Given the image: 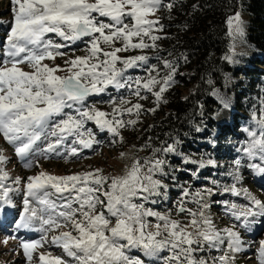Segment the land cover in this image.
I'll return each mask as SVG.
<instances>
[{
    "label": "snow or ice",
    "instance_id": "1",
    "mask_svg": "<svg viewBox=\"0 0 264 264\" xmlns=\"http://www.w3.org/2000/svg\"><path fill=\"white\" fill-rule=\"evenodd\" d=\"M11 4L13 19L3 42L0 60V136L14 148L15 155L25 161L26 168L33 167V162L27 158L42 138L48 141L42 150L45 159L50 158L47 154L60 157L59 146L69 137H76L73 145L93 148L98 141L91 129L83 130L87 121L112 134L113 144L123 142L120 129L135 125L137 120L124 121L116 117L133 112L139 117L143 105L114 106L109 113L95 106L85 107L89 96L105 93L109 87L117 90L134 88L132 95L144 100L147 97L141 95V91L150 92L158 106L174 82L176 67L168 60L162 61L164 68L168 69L163 77H160L157 66L151 65L146 69L148 77L128 79L125 72L148 65L149 57L119 55L157 47L155 42L162 37L153 32L163 26L156 28L159 19L150 17L164 6L163 0H11ZM167 7L171 10L173 5ZM227 23L229 35L234 40L243 36L240 13L229 17ZM49 34H54L59 42ZM84 38H89L86 55L65 59L63 66L45 62L66 56L61 49ZM146 38L152 43L146 42ZM225 59L231 61L232 58ZM61 72L67 75H59ZM157 87L158 91H154ZM130 103L124 98L119 100L121 106ZM66 109L74 110L75 115ZM155 110L149 109L151 112ZM258 123L261 138L250 133L253 139L243 151L249 158L259 156L264 164V111ZM81 148L72 146L62 158L67 161L68 157H78ZM154 151L172 153L176 146L170 144ZM120 155L122 158L125 154ZM6 162L7 157L0 150V165ZM185 162L197 163L187 158ZM164 163L161 159H146L144 165L151 166L142 174L144 165L135 160L124 175L113 177L103 175L99 168L73 175L59 176L41 171L28 176L23 183L24 207L16 226L43 235L38 240L19 242L27 264H144L140 258L128 255L131 249H139L146 257H157L167 249L171 254L164 258V264H205L203 259L197 260L194 253L205 244L209 248H219L225 240L231 252L241 251L239 232L228 228L222 234L205 216L203 209L209 205L201 203V192L192 194L194 198H201L195 200L202 209L199 219L197 213L185 207L183 198L176 209L178 214L187 213L192 217L188 225H182L169 214L155 212L145 208L143 203L134 202L135 199L147 201L150 196L159 195L160 188L166 187L153 178L157 172H162ZM236 163L239 165L240 161ZM203 166L201 162L200 167ZM249 167L264 175V166L250 164ZM7 179L8 173L0 168V205L10 203L9 194L19 191L5 185L3 182ZM21 182L19 177L14 181L17 185ZM49 189H54L55 193ZM207 191L211 194L210 189ZM224 191L235 196L243 193L249 201V205L232 203L229 206L230 214L235 220L242 221V227L247 228L256 222L255 218L264 216V201L247 189L238 190L233 184ZM72 192L75 196L71 195ZM56 193H69V196H62L65 202L57 204L50 198ZM188 195V189H185L184 196ZM148 217H154L157 223L152 225ZM36 223L39 228L35 227ZM189 227L194 231H188ZM62 228L67 230L59 231ZM52 232L58 234L49 239L47 234ZM45 244L62 249L63 255L38 251ZM256 259L258 264H264V240L259 242ZM218 260L219 264H230L227 254Z\"/></svg>",
    "mask_w": 264,
    "mask_h": 264
},
{
    "label": "rangeland",
    "instance_id": "2",
    "mask_svg": "<svg viewBox=\"0 0 264 264\" xmlns=\"http://www.w3.org/2000/svg\"><path fill=\"white\" fill-rule=\"evenodd\" d=\"M12 8L13 6L11 4V0H0V15L5 17L9 22L5 31L3 28H0V60H2L3 42L7 37V33L10 30L11 21L13 19ZM236 13H240L241 15L244 34L242 37L235 40L231 36L228 54L232 58V61H237L246 55L254 57L253 52H250L244 43L245 31L247 29L249 17L243 12ZM236 13L230 17L234 16ZM156 18L159 19V12H157L154 17H150V19ZM156 28L159 29L160 26L157 25ZM161 33V29L159 31L154 30L153 32V34L158 36ZM49 35L59 42V38L55 37L54 34ZM88 39L89 38H84L81 41H77L76 43H80L77 47L74 46L76 44L75 43L74 45H70L65 49H61V51L67 53L66 56L58 57L54 62H45L49 63L50 65L60 64L63 66L65 59L86 55V49L88 47L86 41ZM134 42H136L135 38ZM146 42L152 43L150 40H147V38ZM117 46H119V44H117ZM153 49L154 48L134 50L127 53H119V55L129 56L142 54L150 57L154 53ZM118 67H122V65L118 64ZM146 69L147 68H143V70ZM138 70L139 68L128 69L125 72V77L135 80L137 77L146 78L149 76V74H144L143 72L139 74L137 72ZM134 71H136L134 73V77H131L130 73ZM58 74L67 75L66 72H61ZM239 78L241 77L239 76ZM123 89L117 90L113 87H109L105 93L89 96L86 99L84 105L85 107L89 108L95 106L102 111L111 113L114 106L131 107V104H142L143 108L139 117L135 115V112L132 114L123 113L122 115H118L116 117L117 119H122L124 121H128L129 119L137 120L135 125H128L127 127L120 129V133L123 136V142L113 144L112 134L106 130L101 131L95 125V123L92 121H87L83 130L86 131L87 129H91L95 140L98 141V143L93 144V148H81L79 144L73 145L72 141L76 139V137H69L65 144L59 146V151L61 153L60 157H57L54 154H47L50 156V158L45 159L42 150L46 148L48 141L42 138L40 141H37L36 145L34 146V151L27 158L33 162V167L26 168L25 161L18 158L15 155L14 148L7 144L3 137L0 136V150H3V154L7 157V162L3 165H0V168H3V170L8 173V179L3 183L13 189H19V191H13L9 194L11 201L10 203L0 205V264H27V260L23 255V250L19 248V242L21 240H38L43 235L39 231L27 230L23 228L18 229L16 226L17 221L20 218V213L24 207L23 183L27 180L28 176L36 175L41 171L59 176L73 175L81 172L92 171L97 168L101 169L102 174L108 177L122 176L125 174L126 169L131 167V164L135 160H139V162L144 165L146 159L150 160L148 156L152 157V155H156L155 151L147 150L146 143H144L141 138V134L144 132V129L155 119L156 113L151 111L149 112V109H151L150 104L157 103L155 102V97L150 95V92L142 90L141 95L146 96L147 99L139 100L136 96L131 94L132 91H134V88H127V90ZM154 91H158V87L154 89ZM121 98L129 100L131 103L121 106L119 104V100ZM113 101H115V104L112 103ZM66 111L72 115H75V112L72 109H66ZM262 111H264V101L258 105V116L251 117L257 126L253 125L252 128H249L247 125L234 127L231 121L232 117H234L232 100L230 98L227 101L222 102L215 112L214 119L220 125H227L230 129L233 128L232 134L227 137V140L230 143V149L232 150L231 160L226 163L221 161L217 165L211 157H206L203 165L210 167L206 168V170L214 172V176H205L204 181H199L198 184L195 185H188L186 183L182 184L179 186L180 190L178 191V194L171 196L168 193L169 182L164 180V178H161L159 174L160 172H157L153 178L160 180L161 183L166 187L160 188V194L150 196L147 201L141 199L134 200L135 203H143L145 208L151 209L161 214H169L172 219H178L182 225H188L192 217L187 213L178 214L176 209L179 205V202L183 198L185 207L191 209L192 212L197 213L196 218L199 219V212L202 209L201 205L196 203L195 200H199L201 198H194L192 194L201 192L203 194V200H201V203L207 202L209 205L208 208L203 209L204 214L208 219L211 220L215 229L223 234L224 229L232 228L233 230L240 233L241 239V251L239 252H231L228 248L226 240L222 245H220L219 248H209L206 244L202 248H199V250L194 253V256L197 260L203 259L205 264H219L218 258L220 256H224L225 254L230 257V264H258L256 256L257 249L259 248V242L264 240V216L255 218L256 222L249 224L247 228L242 227V221L235 220L230 214L229 206L232 203H236L238 205H249V201L244 198L243 193H241L240 196H235L230 191H224V189L230 188L233 184H235V187L238 190L247 189L248 192L257 199L264 201V175L257 174L252 168L249 167L250 164H258L262 166H264V164H262L259 156L256 158H249L248 155L243 151L244 148L251 144L253 139L250 133H255L256 138H261L262 136L261 125L258 123L261 118ZM218 116H221L223 119L221 121L218 120ZM116 140L119 141V137H117ZM72 146L81 148L80 154L78 157H68L66 161L62 157L67 155V151ZM121 153L125 154L122 158L120 155ZM161 154L162 152H159L157 155ZM237 160L240 161L239 165L236 163ZM150 166V164L144 165V167L141 169V173H146L148 167ZM17 177H19L22 181L19 185L14 183ZM237 177H239L238 182ZM197 178L200 179L199 177ZM110 182L111 181L109 179L108 183ZM185 189H188L189 192L187 197L184 196ZM209 189L211 190V194H209L207 191ZM49 191L55 193L54 189H49ZM71 195L75 196V192H72ZM62 196L67 198L69 193H56L50 198L57 204H62L65 202V199L61 198ZM33 206L36 205L33 204ZM147 219L152 225L157 223L154 217H148ZM35 227L39 228V223H36ZM65 230L67 229L62 228L59 231ZM26 231H29L30 234L27 235ZM188 231H194V229L189 227ZM55 234L58 233L52 232L48 233L47 235L50 239L51 236ZM6 237H8L7 242H5ZM11 237H15V239H12ZM193 247L198 246L194 245ZM38 251L50 252L53 256L63 255L62 249L50 244H45L44 247ZM170 254L171 253L167 249L161 251L157 257H146L139 249H131L128 252V255L132 257H138L143 260L144 264H164V258L168 257Z\"/></svg>",
    "mask_w": 264,
    "mask_h": 264
},
{
    "label": "trees",
    "instance_id": "3",
    "mask_svg": "<svg viewBox=\"0 0 264 264\" xmlns=\"http://www.w3.org/2000/svg\"><path fill=\"white\" fill-rule=\"evenodd\" d=\"M163 4L158 11L162 38L156 42L148 65L137 72L149 74L143 68L156 65L163 77L168 71L164 60L176 67L174 82L162 101L158 106L150 104L156 116L141 134L148 151L176 146L175 152L148 156L165 161L159 174L169 182L171 196L178 194L182 184L195 185L205 176H214L206 170L210 167H200L206 157L217 165L231 160L227 137L233 128L214 119L222 102L232 100L234 127L257 126L251 117L258 116V105L264 101V0H163ZM168 4L173 5L171 10ZM236 12L249 17L244 43L254 57L229 61L225 59L230 57L231 43L227 21ZM8 23L0 15V28L5 31ZM186 158L197 163L185 162Z\"/></svg>",
    "mask_w": 264,
    "mask_h": 264
},
{
    "label": "bare ground",
    "instance_id": "4",
    "mask_svg": "<svg viewBox=\"0 0 264 264\" xmlns=\"http://www.w3.org/2000/svg\"><path fill=\"white\" fill-rule=\"evenodd\" d=\"M222 119H223V118H222L221 116H218V120H220V121H221ZM26 233H27V235H28V234H30V232H29V231H26Z\"/></svg>",
    "mask_w": 264,
    "mask_h": 264
},
{
    "label": "built area",
    "instance_id": "5",
    "mask_svg": "<svg viewBox=\"0 0 264 264\" xmlns=\"http://www.w3.org/2000/svg\"><path fill=\"white\" fill-rule=\"evenodd\" d=\"M242 78V75H239Z\"/></svg>",
    "mask_w": 264,
    "mask_h": 264
}]
</instances>
